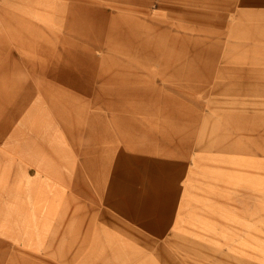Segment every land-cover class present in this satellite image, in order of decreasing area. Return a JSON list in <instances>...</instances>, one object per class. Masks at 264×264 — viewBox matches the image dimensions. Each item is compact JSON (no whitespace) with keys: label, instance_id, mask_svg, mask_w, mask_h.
<instances>
[{"label":"rangeland","instance_id":"1","mask_svg":"<svg viewBox=\"0 0 264 264\" xmlns=\"http://www.w3.org/2000/svg\"><path fill=\"white\" fill-rule=\"evenodd\" d=\"M78 1L81 5L90 4L88 8L92 10L99 9L86 15V27L91 26L97 36L87 34L86 38L74 27L70 28L67 8L70 10V5L76 6ZM201 1L204 0H0L3 37L0 43L5 42L4 48L8 49L0 56V67L7 69L0 71V79L27 75L33 80L36 93H44L46 83L44 86L43 82L51 81L38 70L33 73L28 68L10 69L15 57L19 61L24 58L20 51L12 49L16 43L9 36L10 29L26 31L30 59L40 56L31 49L36 43L78 45L82 56L74 73L84 78L89 75V82L85 81L78 89L59 79L58 83L48 82V92L58 93L55 99L59 96L66 105L75 103L81 110L88 107L100 112L111 128L105 134L117 140L114 149L109 139L97 141L99 134L95 126L96 132L93 130L89 138L83 134L85 159L95 160L92 167L101 173L95 177L87 172L78 183L75 171L76 166H82L83 158L74 150L63 121L46 106L52 117L53 133L58 137L61 134L60 138L67 142L61 147H68L72 155L62 162L71 164L68 183H58L54 182L56 171L63 173L62 167L52 169L51 173L47 168L36 170L22 154L17 155L20 170L10 163L16 153L9 149L7 138L12 124L17 125L19 118L10 123L11 116L9 123L3 124L6 126L0 128L3 149L0 155L3 159H0V264H133L119 257L131 254L137 247L144 250L150 243L145 240L149 239L154 240L153 247L139 255H149L147 264H264V150L261 153L252 147L246 150L240 147L242 143L254 144L255 139L264 147V110L231 108L230 98L239 97L245 103L256 95L220 88L221 83L228 82L264 83V0H215L212 7L201 5ZM115 4L121 6L118 12L123 11L126 19H118L122 16L117 15ZM74 9L81 13L78 7ZM82 16L75 18L83 19ZM20 18L39 21L40 27L56 33H38V40L37 32L30 26H19ZM209 19L219 26L208 25ZM75 25L80 27V21ZM188 27L202 30L197 34ZM179 33L182 37L178 38ZM192 35L200 37L199 46L194 45L196 41L191 42ZM132 36L148 37L150 44L147 48L141 44L130 45L127 42ZM191 48L198 52L195 58L178 56V50L185 53ZM86 56L89 71L83 66ZM9 79L8 91L1 94V99L8 100L1 101V105L17 104L20 97L11 95L10 86L15 78ZM1 110L2 106L0 118ZM181 110L188 113L178 112ZM172 111H176V121L169 116ZM210 126L214 128L212 134H208ZM145 127L155 134L161 130L168 132L170 137L161 141L146 138ZM57 136L54 134V140ZM93 142L94 149L87 150ZM119 150L128 158H136L138 168L146 170L147 175H116L114 168H127L128 160L122 164L117 162L118 158L101 162L103 155L114 157ZM156 165L164 173L159 180L154 170ZM150 171L153 172L150 174ZM120 185L127 190L117 188ZM155 190H159L163 202H168L161 205L166 218L162 222L166 224L163 233L157 228L162 221L157 212L153 218L150 216V225L146 224L149 218L145 216L144 225L116 206V201L122 199H126L131 209V200L138 208L145 203L152 206L157 203L152 195ZM159 244L163 245L164 254H156Z\"/></svg>","mask_w":264,"mask_h":264},{"label":"bare ground","instance_id":"2","mask_svg":"<svg viewBox=\"0 0 264 264\" xmlns=\"http://www.w3.org/2000/svg\"><path fill=\"white\" fill-rule=\"evenodd\" d=\"M215 0H204L201 1V5H206V6H215L214 4ZM50 5V4H49ZM85 5V4H83ZM79 3V1L77 2L76 6H74L73 4L70 5V10L69 8H67L68 4L65 5V7L68 9L67 10V15L66 17L69 20L70 23V28L74 27V29L77 33L81 34V36H84L87 38V34H93L92 36H95L97 33L96 31H94L93 29L87 28L86 27V15H91V13L98 11V10H92L90 8H88V6L90 4H86L85 7H80L83 6ZM73 6V7H72ZM74 7H78L81 10V13L79 12H75V9L73 10ZM117 9V15L118 16H122V17H117L118 19H126V17L124 16L125 14H123L122 12H118L120 7L119 5L114 6ZM83 8V9H81ZM114 8V9H115ZM44 10V9H43ZM132 10V7L130 9V11ZM255 12V11H254ZM183 13V12H180ZM82 14V18L83 19H76L75 17ZM138 14V13H136ZM184 14V13H183ZM249 14V12H248ZM43 15V14H42ZM85 15V16H84ZM127 15V14H126ZM139 15V14H138ZM142 15V14H141ZM185 15V14H184ZM251 15V13H250ZM254 15V14H252ZM131 16V15H130ZM129 16V18H130ZM258 16V15H257ZM141 17V16H139ZM186 17V16H185ZM249 17V16H248ZM251 17V16H250ZM254 17V16H253ZM260 17V16H258ZM43 18V17H42ZM132 18V16H131ZM138 18V17H137ZM142 18V17H141ZM187 18V17H186ZM44 19V18H43ZM46 19V18H45ZM91 19V18H90ZM92 19H96V18H92ZM106 19V17H105ZM139 19V18H138ZM144 19V18H143ZM242 19V18H241ZM42 20V19H41ZM141 21V19H139ZM191 20V19H190ZM256 20V19H255ZM254 20V21H255ZM260 20V19H259ZM18 22H20V25H24V26H30V29H33V32H37L36 36L37 39H39L38 33H45V34H50L52 33V29L47 30L45 28L40 27V23L39 21L37 22H32L26 19H22L20 18L19 20H17ZM43 21V20H42ZM80 21V27L75 25V22H79ZM118 21V20H117ZM208 21V25H216L219 26L218 22L213 23V21L211 19L207 20ZM247 21V20H246ZM251 21V20H250ZM253 21V19H252ZM251 21V22H252ZM66 22V21H65ZM120 22V21H119ZM130 22V19H129ZM42 23V22H41ZM127 23V22H126ZM149 24V22H147ZM151 23V22H150ZM154 23V22H153ZM152 23V24H153ZM177 23V21H176ZM156 24V23H155ZM203 26L204 24L201 23ZM44 25V24H43ZM68 26V24H66ZM226 25V23L224 24ZM261 25V24H260ZM10 27H13L14 25L9 24ZM136 26V25H135ZM134 26V27H135ZM139 26V24H138ZM142 26V25H141ZM161 26V25H160ZM180 26V25H179ZM47 27V25H46ZM176 27V26H175ZM251 27V26H250ZM259 27V26H258ZM261 27V26H260ZM259 27V28H260ZM48 28V27H47ZM66 28V27H65ZM115 28V27H114ZM139 28V27H138ZM154 28V27H153ZM178 28V27H177ZM192 32H198L202 30L201 27H188ZM254 28V26H253ZM263 28V27H261ZM68 29V28H66ZM125 29V28H124ZM174 29V28H173ZM182 29V28H181ZM246 29V28H245ZM255 29V28H254ZM35 30V31H34ZM70 31V29H68ZM185 30V29H184ZM250 30V29H249ZM52 31V32H51ZM67 31V32H69ZM152 31V30H151ZM179 31V30H178ZM223 31V30H222ZM95 32V33H94ZM182 32V31H181ZM203 32V31H202ZM220 33H222L221 31H219ZM255 32V31H254ZM56 33V32H55ZM52 33V34H55ZM61 33V32H60ZM125 33V32H123ZM157 33V32H156ZM200 33V32H199ZM257 33V32H256ZM10 34L9 35L12 37V39H14L13 41L16 43V47H12L13 51L15 52V50H18L22 53L23 55V59L21 61H19V59L17 57L14 58L13 62H11V66L10 67L11 70H15L16 71H20L23 68H28L30 70H32L31 72L36 73V71L38 70V72H42L45 76H47L49 78V80L51 81H46L43 82L44 86L46 83V86L44 89H46V91H44V93H39V91H37V93L35 92V86L33 83V80H30L29 77L27 75H23V74H19L16 77H9V76H5V78H1L0 79V95L5 92L8 91V87L7 84L9 82V78H15L13 80L12 85L10 86V93L11 95H20L18 103L17 104H13L8 105L9 102H7L5 105L2 106V110H1V114L3 115L0 118V124H2L0 126L1 129H3V127H5L6 125L3 124H8L10 121V118L12 116V120L10 121V123H13L15 119L19 118V123L17 125L14 126V123L12 124V127L9 131L8 134V145L10 146L9 149L12 150L13 154L15 155V157H13V159L10 161V163H18L17 161V155L18 154H22L25 155L27 160L29 161V163L31 164H35L38 166H43L47 169H56V167H62L63 168V173L59 172V175H65L69 176V170L71 168V164L69 165H65L62 164V162L65 160L67 161L68 159L72 158L70 151L68 150V147L66 149H64L63 146L64 144L67 145V142L64 141L63 139H61V134L59 133V137L57 136L56 133H53V125H51V119L52 117H50L49 114V109H51L53 111V113H57V115L59 116V118L63 121L64 126V130L66 131V134L68 135V138H70V141L74 144L75 148L74 150L76 152H79L80 156H82L83 158V162H82V166L81 167H77L76 166V176H77V181L78 183H81V180L83 178V176L85 174H87V172L92 173V176L96 177V174L101 173L100 171H96L95 167H92V165L94 164L93 160L91 158H88L87 160L85 158H87V154L85 149L83 148V134H86V139L90 137V135H93V130L96 132V129L93 128V126L98 128V139L97 141H106V139L111 140V145L110 147L112 149L116 148L117 146L115 145V141L117 142V140H112L114 139V137L110 136L109 134L106 135L105 132L106 130H110V125L106 122V120L103 119V117L100 115V112L98 113L97 111H94L92 109H89L88 107L86 108H82L83 110H81L79 107H76V104L74 103L73 106L72 105H66L67 103H63L60 100V97L58 96L57 100L55 99L56 95L58 93H54L52 94L51 92H48V82L52 83L53 81H56L58 83V80H62L64 81L65 85H75L77 86V88L79 89L80 86H84L85 81L89 82L90 76L87 75L85 76H81L74 73V71L77 69L76 67L79 64V57L82 56L81 51L78 50V45L72 43L71 45H65V46H57L56 44L52 43H48L46 45L43 44H38L36 43V45L34 47H31L32 51L36 52V54L40 55V56H36L33 57L32 59H30V54L27 53L30 49V47L28 46V37L26 36L27 33L26 31H22V29L20 31H16L14 29H10ZM51 34V35H52ZM187 34V33H185ZM207 34V33H206ZM205 34V35H206ZM253 34V33H252ZM178 38L182 37L181 34H178ZM184 35V34H183ZM216 35V34H213ZM218 35V34H217ZM264 35V34H263ZM55 37V35H53ZM60 36V35H58ZM97 36V35H96ZM135 36V35H134ZM132 36L131 39H128V44L130 45H135V44H141L142 46H144L145 48L148 47L149 43V38L147 37H143L141 38V36L139 37H134ZM156 36V35H155ZM224 36V35H221ZM261 36V35H260ZM1 34H0V40H3V37L1 38ZM24 37V38H23ZM46 37V36H45ZM57 37V36H56ZM55 37V38H56ZM63 37V36H62ZM50 40L53 38L48 37ZM61 38V37H59ZM187 38V37H185ZM199 36L194 37L192 35L191 37V42H193L194 45L195 44H201L199 43ZM48 39V41H49ZM195 39V40H194ZM60 40V44H62V39ZM130 40V41H129ZM45 41V40H44ZM58 41V40H57ZM65 41V40H64ZM209 41V40H208ZM233 41V40H232ZM235 41V40H234ZM46 42V41H45ZM66 42V41H65ZM107 42H109L107 40ZM230 42V41H227ZM117 43V42H116ZM171 43V42H169ZM181 43V42H180ZM178 42V44H180ZM208 43V42H207ZM249 43V42H248ZM161 44V43H160ZM250 44V43H249ZM4 45H6L5 42H1L0 43V56L4 53V51L8 50L6 48H4ZM108 45V44H107ZM252 45V44H251ZM178 46V45H177ZM199 46V45H198ZM47 47V49H50V51H46L47 49L45 48ZM112 47V46H110ZM119 47V46H118ZM172 47V46H171ZM174 47V46H173ZM226 47V46H225ZM243 47V46H242ZM4 48V49H3ZM60 48V49H59ZM114 48V47H113ZM117 48V45H116ZM123 48V47H122ZM180 48V47H179ZM207 48V47H206ZM6 49V50H5ZM57 49H59V51H57ZM94 49V48H93ZM175 49V48H174ZM225 49V48H224ZM257 49V47L255 48ZM92 50V49H90ZM54 53H53V52ZM63 51V53H62ZM169 53V50H167ZM171 51V50H170ZM176 51V50H175ZM180 53H178V56L180 57H186V58H195L194 56L198 55L197 50H193L191 48V50L189 49V51H185V53H183V51L178 50ZM226 51V50H224ZM223 51V52H224ZM47 52H52L53 54L47 53ZM107 52H110L107 50ZM148 52V51H147ZM154 52H156L154 50ZM234 52V51H233ZM62 53V54H61ZM86 53L88 54V50L86 51ZM150 53V52H149ZM232 53V52H231ZM236 53V52H235ZM143 54V53H142ZM148 54V53H147ZM158 54V53H157ZM166 54V53H165ZM174 54V53H173ZM234 54V53H233ZM242 54V53H241ZM247 54V53H246ZM146 55V53H145ZM154 55V54H153ZM177 55V54H176ZM208 55V54H207ZM245 55V54H242ZM108 56V55H106ZM172 56V55H171ZM232 56V54H231ZM230 56V57H231ZM237 56V55H236ZM249 56V55H248ZM85 57V56H84ZM157 57V56H156ZM173 57V56H172ZM245 57V56H244ZM251 57V56H250ZM252 57H256V56H252ZM36 58V59H34ZM177 58V57H176ZM157 59V58H156ZM172 59V58H171ZM221 59V58H220ZM233 59V58H232ZM236 59V58H235ZM238 59V58H237ZM243 59V58H242ZM247 59V58H246ZM245 59V60H246ZM257 59V58H255ZM176 60V59H175ZM177 60H179V58H177ZM240 60V59H239ZM238 60V61H239ZM258 60V59H257ZM262 60V59H261ZM165 61V59L163 60ZM226 61V60H225ZM242 61V60H241ZM260 61V59L258 60ZM85 63L83 64L84 66V70L89 71V61H88V56H86V61H84ZM240 62V61H239ZM250 62V61H249ZM261 62V61H260ZM201 63V62H200ZM243 63V62H241ZM264 63V62H263ZM105 64V63H104ZM169 64V63H168ZM208 64V63H207ZM259 64V63H258ZM150 65V64H149ZM152 65V63H151ZM166 65V62H165ZM171 65V64H170ZM168 66V65H167ZM179 66V65H178ZM114 67V66H113ZM164 67V66H163ZM166 67V66H165ZM171 67V66H170ZM174 67V65H173ZM215 67V66H214ZM73 68V69H72ZM120 68V67H119ZM158 68V67H157ZM175 68V67H174ZM179 68V67H178ZM178 68L176 70H178ZM106 69V68H105ZM173 69V68H172ZM210 70H212L213 68H209ZM7 70L5 67H0V71H5ZM104 70V69H103ZM114 70V69H113ZM116 70V68H115ZM136 70V69H135ZM171 71V68L168 69ZM175 70V71H176ZM195 70V69H194ZM193 70V71H194ZM197 70V69H196ZM195 70V71H196ZM138 71V70H137ZM141 71V70H140ZM155 71V70H154ZM179 71V70H178ZM198 71V70H197ZM102 72V70H101ZM113 72V71H112ZM115 72V71H114ZM149 72V71H147ZM209 72V71H208ZM119 73V72H118ZM177 73V72H175ZM179 73V72H178ZM187 73V72H186ZM192 73V72H191ZM103 74V72H102ZM189 75V73H187ZM193 74V73H192ZM195 74V73H194ZM208 74V73H207ZM109 75V74H108ZM107 75V76H108ZM161 75V74H160ZM187 75V77H188ZM197 75V74H196ZM209 75V74H208ZM105 77H107L104 74ZM111 75H109L110 77ZM113 76V74H112ZM152 76V75H151ZM190 76V75H189ZM128 77V76H127ZM138 77V76H137ZM141 77V76H140ZM159 77V75H158ZM165 77V76H164ZM196 77V76H195ZM208 77V76H207ZM206 77V78H207ZM210 77V76H209ZM47 78V79H48ZM103 78V77H102ZM120 78V77H119ZM151 78V77H150ZM153 78V77H152ZM160 78V77H159ZM85 79V80H84ZM100 79V78H99ZM98 79V81H99ZM157 79V78H156ZM158 80V79H157ZM162 80V79H161ZM101 81V80H100ZM112 81V80H110ZM163 82V81H162ZM218 82V81H217ZM152 83H154L152 81ZM63 84V83H62ZM62 84H60L59 86H62ZM159 84V83H158ZM161 85V84H160ZM67 86V87H68ZM63 87V86H62ZM159 87V86H158ZM179 87V86H178ZM69 88V87H68ZM156 89V86L154 87ZM181 88V86L179 87ZM220 88L223 90H234V92H238V93H246V92H251L253 94H255L256 96H250L248 102H240V98L239 97H235V98H230L231 100V108H247V109H251V111H255V110H264V83H254V84H249L247 82H228L225 84L220 85ZM131 89V88H130ZM129 89V90H130ZM135 89V88H134ZM155 89H152L155 91ZM163 89V88H162ZM204 89V88H203ZM128 90V87H127ZM188 90V89H187ZM191 90V89H189ZM142 91V90H141ZM146 91V90H145ZM144 91V93H145ZM126 92V91H125ZM125 92H122L123 94H126ZM130 92V91H129ZM134 92V91H131ZM138 92V91H137ZM159 92V91H158ZM199 92V90H198ZM73 95H78L75 94L73 91L71 92ZM101 93V92H100ZM121 94V93H120ZM120 95V96H123ZM135 94V93H134ZM137 94V93H136ZM6 95V93L4 94ZM155 96V93H154ZM169 96V95H168ZM199 96V94H198ZM202 96V95H201ZM15 97V96H14ZM124 97V96H123ZM167 97V96H166ZM196 97V96H195ZM203 97V96H202ZM213 97V96H212ZM215 97V96H214ZM98 98V97H97ZM120 98V97H119ZM170 98V97H169ZM14 99V98H13ZM12 99V101H13ZM123 99V98H122ZM128 99V98H126ZM125 99V100H126ZM134 99V98H133ZM158 99V98H157ZM96 100V99H95ZM129 100V99H128ZM132 100V99H131ZM160 100V99H158ZM167 101V100H166ZM172 101V100H171ZM170 101V102H171ZM48 102V103H47ZM164 102V101H163ZM169 102V101H168ZM168 102L166 104H168ZM152 103V102H151ZM180 103V102H177ZM202 103V102H200ZM160 104V103H159ZM164 104V103H163ZM50 105V106H49ZM165 105V104H164ZM203 105V104H202ZM8 106V107H7ZM49 109H47L48 107ZM158 106V105H157ZM167 106V105H166ZM175 106V105H174ZM243 106V107H242ZM122 107V106H121ZM120 107V108H121ZM168 107V106H167ZM173 107V106H172ZM187 107V106H186ZM6 108H9V110H5ZM11 108V109H10ZM141 107H135L134 109H140ZM155 108V106H154ZM175 108V107H174ZM179 109V108H178ZM155 110H157L155 108ZM154 110V111H155ZM167 112V111H166ZM176 111H172L171 114L169 116H171L175 121H176ZM178 112H184L185 110H181ZM257 112V111H255ZM159 113V111H158ZM163 113V112H162ZM188 113V112H186ZM185 113V114H186ZM177 117H180L181 115L178 113ZM180 115V116H179ZM209 116V115H208ZM212 117V116H210ZM215 117V116H214ZM3 119V120H2ZM189 119V118H188ZM172 120V119H171ZM173 120V121H174ZM93 121H95L96 123H93ZM208 121V120H207ZM170 122V121H169ZM183 121H179V123ZM188 123V122H187ZM165 124V122H164ZM175 124V123H174ZM185 124V123H184ZM176 125V124H175ZM190 125V124H189ZM211 125V124H210ZM91 127V128H90ZM218 127V126H217ZM86 128H90V129H86ZM170 128H174V127H170ZM211 128V129H210ZM210 128H208V134H212L214 128L212 126H210ZM86 129V130H85ZM143 128V130L146 132V138H155L156 140H160L162 138H166V137H170L169 134L167 135L168 132H163L162 130L159 131L157 134H155L153 131H150V129H146ZM56 130V129H54ZM173 130V129H172ZM57 131V130H56ZM58 132V131H57ZM85 132V133H83ZM207 133V131H206ZM54 134L57 136V138L54 140ZM207 134V135H208ZM20 135V138H18V136ZM22 135V136H21ZM89 135V136H88ZM206 135V134H205ZM41 140L45 143L43 144L41 142ZM57 140V141H56ZM207 141V139H205ZM256 140V139H255ZM254 140V144H250V143H242L240 145L242 150H246V149H251V147L253 148V150H255L256 152H261L264 150V147L261 146L259 143H256ZM159 141V145L162 146V143ZM42 144V145H41ZM93 143L89 144V149L90 148L94 149V146H92ZM64 145V146H65ZM231 145V144H230ZM150 146V145H148ZM147 146V147H148ZM220 147H222V145L219 144ZM42 151V152H41ZM121 152L116 153L114 157H109L107 154L103 155L101 158V162H109L111 159L115 160V158H118V163H123L126 160L130 161L127 165V168L125 167H116L114 168V173L116 175L122 174V175H132L134 176L135 174H139L141 176H143V174L146 176L147 175V171L146 170H140L138 168V161L136 158H128L127 155L124 154V152L122 150H119ZM117 152V151H115ZM89 153V152H88ZM62 155V156H61ZM95 159V157H94ZM64 161V162H65ZM137 163V164H135ZM103 164V163H102ZM68 166V167H67ZM137 167V168H135ZM52 170V171H54ZM155 173L157 174V178L158 180L161 179V174L163 175V170L156 165V167L154 168ZM153 171H150V174ZM57 173V171H56ZM122 188L123 190H127V187H124L122 185L117 186V188ZM160 189V188H159ZM152 195L155 199V201L157 203H155L154 205L150 206L148 203H145V205H143L141 208H138V206L136 205L137 203L134 202L133 200H131V203L133 205V208H129L127 206L126 203V199H122L120 201H116V207L117 209H121V211L123 210L124 213L129 216L132 217L134 219L139 220V222L144 223L145 225V220L144 217H148L149 220L146 224H151V218H153L155 216V212H157V215L162 218V221L160 223V225L157 226L159 232L161 231V233L164 232V227H166V224H163L162 222L165 223V212L162 209L161 205L162 203L167 205L168 202H166V200L163 202L162 198L160 197V193L159 190H155L152 191ZM119 209V210H120ZM151 216V218H150ZM167 217V215H166ZM148 226V225H147ZM153 241L152 239L149 240H145V242H150L147 246L144 247V250L137 247L135 249H133L131 251V254L129 255H122L119 257L120 260H122L123 258L126 259V261H128L129 263L132 262L133 264H145L148 261L149 255H145V256H139L140 254L144 253V251L146 250H150L153 247ZM14 250V249H13ZM155 252L157 255H161L164 254V250H163V245L159 244L156 248H155ZM14 252V251H13ZM121 254V253H119ZM15 256V255H14ZM118 256V255H117ZM155 256V255H154ZM14 258V257H12ZM156 258V257H155ZM19 260V259H18ZM153 260V259H152ZM151 260V261H152ZM14 262V261H13ZM85 262V261H84ZM28 263V262H27ZM152 263V262H151ZM147 264V263H146ZM149 264V263H148ZM158 264V263H157Z\"/></svg>","mask_w":264,"mask_h":264},{"label":"crops","instance_id":"3","mask_svg":"<svg viewBox=\"0 0 264 264\" xmlns=\"http://www.w3.org/2000/svg\"><path fill=\"white\" fill-rule=\"evenodd\" d=\"M7 100H8V98H6V99H1V95H0V107L3 106V105H5V104L1 105V101L6 102ZM8 105H13V104H8ZM2 150H3L2 147H0V155H1V154L3 155ZM10 158H11V157H10ZM12 158H13V157H12ZM12 158H11V160H12ZM0 159H1V156H0ZM1 160L3 161V159H1ZM12 165H14V167H18V169L20 170L19 163H16V164L12 163ZM33 165H34V167H35L36 170H39V169L44 168V169H42V170L45 171V167H43V166H38V165H35V164H33ZM47 170H49V173H51V169H47ZM57 174H58V175H56V177H55L56 180H54V182H58V183H68V178H67V176H65V175H64V176H63V175L59 176L58 171H57ZM50 178L54 179V177H50Z\"/></svg>","mask_w":264,"mask_h":264}]
</instances>
